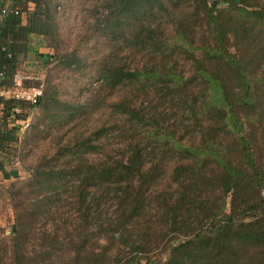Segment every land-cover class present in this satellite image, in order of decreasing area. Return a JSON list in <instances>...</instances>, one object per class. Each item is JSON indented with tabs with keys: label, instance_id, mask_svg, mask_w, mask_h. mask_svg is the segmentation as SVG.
I'll use <instances>...</instances> for the list:
<instances>
[{
	"label": "trees",
	"instance_id": "1",
	"mask_svg": "<svg viewBox=\"0 0 264 264\" xmlns=\"http://www.w3.org/2000/svg\"><path fill=\"white\" fill-rule=\"evenodd\" d=\"M5 5L18 15H2ZM100 9L98 34L111 45L99 61V89L83 93L86 103L64 104L46 81L32 109L0 100L4 179L12 176L5 163L20 160L14 108V119L29 123L25 131L38 128L37 110L49 123L60 118L48 117L50 110L64 105L70 120L81 116L29 178L9 188V264H140L152 244L182 231L166 264H264V162L251 132L264 111V0H102ZM54 10L50 0H0V88L12 87L17 73L36 76L22 67L29 53L46 64L39 49L57 50ZM177 10L175 34L158 43L153 21ZM182 53L195 67L187 77ZM107 103L120 121L81 131ZM208 190L230 197L234 210L197 201ZM7 252L0 245V264Z\"/></svg>",
	"mask_w": 264,
	"mask_h": 264
},
{
	"label": "rangeland",
	"instance_id": "2",
	"mask_svg": "<svg viewBox=\"0 0 264 264\" xmlns=\"http://www.w3.org/2000/svg\"><path fill=\"white\" fill-rule=\"evenodd\" d=\"M50 2L55 8V28L58 38L56 44L57 50L54 51L53 48L48 45L45 48L39 49L43 60L48 59L46 64H41V62H38L37 58L29 53L22 67L26 73H33L42 81H46V88H49L51 93H57L58 99L64 104L70 103L71 106L77 107L80 104L86 103L88 96L83 93H86V91L95 92L99 89V76L101 79L102 74L99 61L106 55L111 45L109 39L98 34V30L101 26L97 23V19H102L103 17V12L100 9L102 0H50ZM162 2H165V5H167L168 0H162ZM186 11H188V8ZM174 14V18H169L166 13L161 12L157 15V19L153 21L155 24L159 25V29H157L158 43H161V40L167 41L170 36L175 34V29L177 27L176 17L180 14V11L177 10ZM194 40L197 45L203 42V38L200 40L198 35L194 36ZM36 43V40L32 41L31 44H33V48L37 45ZM74 55L82 60L80 64L71 63L75 58ZM196 55L199 56L200 54L198 53ZM177 56L184 65L183 71L186 72L185 77L190 74L192 75L195 72V67L190 60V56L185 53ZM144 61L145 59H143L142 63H144ZM262 87L264 88V85H262L261 88ZM108 91H105V93H108ZM113 94L114 97H119V90L115 93L113 92ZM108 106L109 103L104 104L102 106L103 109H97L91 117H89L88 124L83 128L81 127V131L87 128L85 132L94 133L97 131L98 127L105 122L110 121L109 123H111L112 121L114 122V120L120 121L118 116L115 117L110 115L113 109ZM68 111H72V108L68 105H64L58 111L50 110L49 113L51 114L48 117L54 118L56 114L60 116L54 123H52V121L49 123L50 121L40 110L33 113V123H31L33 126L39 123L37 128L39 134H36L37 129L33 127L23 134L18 132L19 141L15 148L20 162L17 159H12L7 162L8 165L5 163L7 173L12 175L11 178L4 179L3 175L0 173V245L8 248V259L6 260V264L10 263V239L14 224L9 188L13 182H19L29 178L31 169L36 165L39 158L52 154L56 150L55 145L57 137L64 133H68L69 130L73 128L74 124L80 121V114L75 115L73 120H70L68 117L70 112ZM53 113L54 116H52ZM260 115H263V117L257 120L254 124V128H251V132L257 140V143L254 145L257 149V161L261 164L264 162V111L260 112ZM73 121L76 122L73 123ZM45 138H47V140L43 141ZM117 142L118 141L107 144L106 148L112 149L116 147ZM8 153L10 155L12 154V152ZM0 159H3L2 155ZM203 198L209 201L207 208H211L215 205L217 206L219 203L225 201L224 203H226L227 207L226 212L234 210L231 198H224L223 194L219 191L208 190L206 195H199L197 201H201ZM256 198L257 201H259V198ZM242 211L243 210L239 213H243ZM247 213H249V211H247ZM260 213L262 215L264 210ZM186 220L187 223H189V221L195 219L186 218ZM260 220L264 223V216ZM205 221H207V219ZM53 225L51 224L47 227L52 228ZM40 226H43V223H41ZM240 226L242 225L236 224L234 228ZM185 238L186 236L182 231L174 236L168 235V237L157 244H152L153 248L152 252L147 257L148 260L140 264H158L160 262L166 264L167 261L173 257L171 249L172 243H178L185 240Z\"/></svg>",
	"mask_w": 264,
	"mask_h": 264
},
{
	"label": "built area",
	"instance_id": "3",
	"mask_svg": "<svg viewBox=\"0 0 264 264\" xmlns=\"http://www.w3.org/2000/svg\"><path fill=\"white\" fill-rule=\"evenodd\" d=\"M20 1H29V0H20ZM1 14H14L18 15V10L15 8L8 7L5 5L1 8ZM26 83H36L30 86H26ZM44 83L43 81L36 76H29L24 73H17L14 76L13 86L8 89L0 88V100H14L16 102H24L31 109L35 107L43 94ZM19 112L18 108L12 110V120L11 126L18 128V131L21 133L29 127L28 121L26 122H17L14 118L15 115Z\"/></svg>",
	"mask_w": 264,
	"mask_h": 264
},
{
	"label": "crops",
	"instance_id": "4",
	"mask_svg": "<svg viewBox=\"0 0 264 264\" xmlns=\"http://www.w3.org/2000/svg\"><path fill=\"white\" fill-rule=\"evenodd\" d=\"M11 2V0H9Z\"/></svg>",
	"mask_w": 264,
	"mask_h": 264
}]
</instances>
